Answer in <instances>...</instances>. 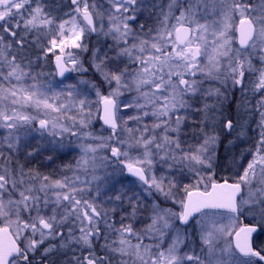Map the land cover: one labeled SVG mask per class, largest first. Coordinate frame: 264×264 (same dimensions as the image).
Returning <instances> with one entry per match:
<instances>
[{"label":"snow or ice","instance_id":"1","mask_svg":"<svg viewBox=\"0 0 264 264\" xmlns=\"http://www.w3.org/2000/svg\"><path fill=\"white\" fill-rule=\"evenodd\" d=\"M0 264H264V0H0Z\"/></svg>","mask_w":264,"mask_h":264}]
</instances>
